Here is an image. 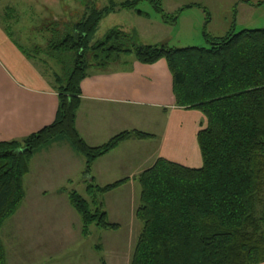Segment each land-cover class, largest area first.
Segmentation results:
<instances>
[{
	"label": "trees",
	"instance_id": "16d2710c",
	"mask_svg": "<svg viewBox=\"0 0 264 264\" xmlns=\"http://www.w3.org/2000/svg\"><path fill=\"white\" fill-rule=\"evenodd\" d=\"M162 1L111 0L101 8L87 3L77 22L51 31L45 50H25L28 57L44 55L45 63L59 67L54 75L59 106L51 125L22 140L0 142V264H7L2 228L26 197L24 178L36 154L66 141L85 159L83 175L89 176L92 164L122 143L153 138L125 131L102 146L90 147L77 130L82 82L91 68L107 67L124 56L145 65L165 60L176 106L198 111L207 121L197 136L200 168L160 158L137 178L141 197L136 216L142 229L131 264L264 262V29L237 33L233 23L223 37L205 30L204 48L139 44L135 31L121 27L94 41L101 21L112 13L128 10L147 16L137 10L143 2L165 24H176L178 16L165 13ZM85 184L88 198L76 190H62L82 219L84 235L90 234L91 225L116 229L100 198L123 181L105 187Z\"/></svg>",
	"mask_w": 264,
	"mask_h": 264
},
{
	"label": "crops",
	"instance_id": "0c3cea01",
	"mask_svg": "<svg viewBox=\"0 0 264 264\" xmlns=\"http://www.w3.org/2000/svg\"><path fill=\"white\" fill-rule=\"evenodd\" d=\"M47 1L53 7L56 6L54 9H59V12L63 8H69L70 1H73L74 6L69 11L74 12L84 11L87 4L74 0ZM89 4H95V0ZM263 5L262 0H243L238 6L237 15L252 16ZM96 6L101 8L99 4ZM223 6L231 7V3ZM7 10L13 12L14 7ZM116 14L118 13H112L103 20ZM237 15L233 20L230 14L224 16L217 26H214L215 19L211 15L210 34L223 37L233 23L236 30ZM58 19L56 16L55 20ZM12 22L9 16L3 18L0 14V142L22 140L51 125L59 106L54 81L59 67L54 63L51 65L50 61L45 63L47 59L44 55L28 57L14 36V33H19L23 37L21 22ZM252 23L253 18H250L241 25L247 27ZM123 29L131 31L129 28ZM81 88L76 127L88 146H102L125 131H140L153 138H133L122 143L97 159L92 164L89 176L83 175L85 159L66 141L55 143L36 154L31 161L30 171L24 178V183L28 179L34 185L30 190L25 188L26 197L23 202L28 204V208L23 210L17 221V236L21 237L24 233L28 235L25 230L29 226L26 223L30 220L32 235L47 243L53 235L58 236L60 242L66 245H73L81 235L87 237L83 233L81 217L71 206L68 194L62 191L71 183L88 181L94 184L109 183L105 185L108 186L123 181L118 188L129 186L130 193L138 196L140 203L141 186L137 178L153 167L160 158L191 168L202 166L197 136L206 126V118L198 111L176 106L172 76L165 60L145 65L136 61L133 56H124L118 63L104 68H91ZM97 186L105 187L101 184ZM137 206L135 201L129 224H125L129 229L126 236H132L134 240L142 229L136 221ZM20 208L21 206L15 215ZM44 208L48 210H43ZM106 213L109 221L108 212ZM114 220L116 222H109L117 225V228L104 230L119 231L124 226L120 218ZM6 238L7 242L11 240L8 233ZM118 249L114 245L95 246V250L101 255L95 257L92 264H103V260L105 264H131L133 256L129 262L124 255L116 253ZM104 253L106 257L103 256Z\"/></svg>",
	"mask_w": 264,
	"mask_h": 264
},
{
	"label": "rangeland",
	"instance_id": "374dc122",
	"mask_svg": "<svg viewBox=\"0 0 264 264\" xmlns=\"http://www.w3.org/2000/svg\"><path fill=\"white\" fill-rule=\"evenodd\" d=\"M74 1L86 4L93 0ZM110 1L95 0L94 5L99 4L101 7H105ZM112 1L118 4L126 0ZM230 3L231 7L223 6ZM242 3L243 0H163L162 5L165 13L178 16L177 23L171 25L165 24L161 15L148 2H143L137 6V10L143 11L147 16H140L135 11H119L118 14L111 15L101 22L94 41L102 39L114 27H121L122 29L125 27L135 31L138 43L143 45L165 44L176 49L208 47L204 37L205 30L207 33H211V28L206 23L207 19L210 18L207 12L215 19L214 26H217L219 22L223 21V17L229 14L233 20L237 15L238 6ZM72 6H74L73 1H70L68 7L72 8ZM188 6L192 7L187 8ZM9 7H14L13 12L7 10ZM54 8L57 7H53V4L47 0H0L1 17L9 16V19L13 21L12 23L20 20L23 37L19 33H14V36L25 50L35 46L45 50L48 45V38L52 34L51 31L61 29L64 24L77 22L85 11H69V8L66 7L65 9L61 8L62 11L59 12V9ZM56 16L59 18L58 20H55ZM250 18H253L254 23L243 27L241 24ZM4 20L8 22L7 19ZM237 22V33L245 29H264V5L259 7V10L254 12L252 16L237 15ZM50 64L53 65V63ZM25 181L24 187L30 190L34 183H29L28 179ZM95 184L105 186L109 183ZM137 185L140 189L139 184ZM66 188L76 190L80 195L88 198L85 183H71ZM130 191V187L125 185L100 198L103 201L104 210L108 212L109 221L114 223L116 222L114 219L120 218L121 222L124 223L119 231L104 230L91 225L89 227L90 234L87 237L79 236L73 245L61 243L59 237H54V235L48 241L49 243L41 239L38 240L31 233L30 220L26 223L29 226L25 230L28 235L24 233L21 237L17 236V221L23 214V210L28 208V204L23 202L18 214L7 220L2 228V239L7 251V264H92L95 257L98 258L101 255L95 250L97 245L118 247L119 251L116 250V253L124 255L130 262L137 239L134 240L132 236L130 238L126 236L129 229L125 227V224H129V216H131L135 201L136 206L138 205L137 209L140 204L138 196L131 194ZM43 210H48V208ZM136 221L142 227V224L138 220ZM80 228L82 229V223ZM74 230H76V226ZM7 233L12 241L8 240L7 242ZM103 256L106 257V254L104 253Z\"/></svg>",
	"mask_w": 264,
	"mask_h": 264
}]
</instances>
